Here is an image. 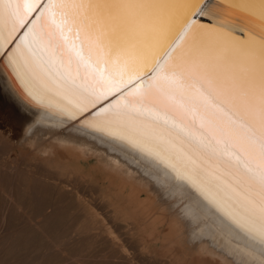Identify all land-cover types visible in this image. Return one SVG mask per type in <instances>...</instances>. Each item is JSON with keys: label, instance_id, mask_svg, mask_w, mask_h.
<instances>
[{"label": "bare ground", "instance_id": "bare-ground-1", "mask_svg": "<svg viewBox=\"0 0 264 264\" xmlns=\"http://www.w3.org/2000/svg\"><path fill=\"white\" fill-rule=\"evenodd\" d=\"M250 15L227 0H203L192 19L206 26L229 21L237 32L251 33L248 67L258 77V15ZM25 30L7 46L9 55L0 42V132L15 149L3 166L13 180L33 164L56 173L52 183L89 208V225L111 245L116 262L135 263L130 246L147 264H264V240L248 226L258 189L242 168L150 114L122 106L119 115L94 116L128 88L80 111L90 89L84 67L58 52L22 48L11 56ZM56 43H62L58 34ZM93 120L109 122L108 130Z\"/></svg>", "mask_w": 264, "mask_h": 264}, {"label": "snow or ice", "instance_id": "snow-or-ice-1", "mask_svg": "<svg viewBox=\"0 0 264 264\" xmlns=\"http://www.w3.org/2000/svg\"><path fill=\"white\" fill-rule=\"evenodd\" d=\"M202 2L0 0V42L9 55L7 46L26 29L11 56L28 48L33 55H66L69 64L75 57L90 85L80 111L128 88L94 116L119 115L122 106L150 114L242 168L258 189L248 226L264 240V0H227L250 19L258 15V77L248 67L251 33L229 21L193 20ZM92 123L109 128L107 121Z\"/></svg>", "mask_w": 264, "mask_h": 264}, {"label": "rangeland", "instance_id": "rangeland-1", "mask_svg": "<svg viewBox=\"0 0 264 264\" xmlns=\"http://www.w3.org/2000/svg\"><path fill=\"white\" fill-rule=\"evenodd\" d=\"M12 151L10 140L0 132V264H122L114 260L111 245L89 225V208L75 193L52 183L56 173L27 165L26 160L22 167L31 168L24 169L20 180L11 178L3 164L12 160ZM91 187L92 182L79 192ZM94 190L99 194L95 184ZM42 212L46 220L41 226L34 224L42 219ZM132 250L129 246L126 252L134 257V264H147Z\"/></svg>", "mask_w": 264, "mask_h": 264}]
</instances>
